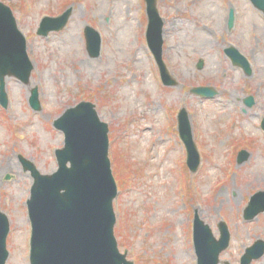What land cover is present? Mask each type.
Instances as JSON below:
<instances>
[{"label": "rangeland", "instance_id": "374dc122", "mask_svg": "<svg viewBox=\"0 0 264 264\" xmlns=\"http://www.w3.org/2000/svg\"><path fill=\"white\" fill-rule=\"evenodd\" d=\"M0 2L12 9L35 65L28 85L7 77L9 105L0 104V160L18 164V169L0 177V211L9 218L11 228L7 264H30L27 201L34 180L19 156L32 161L43 174L56 171L55 150L64 146L65 139L54 122L82 101L95 104L100 119L109 125V156L118 186L115 236L129 260L197 264L195 215L210 225L216 238L220 237L218 223H227L231 242L221 254V264H239L247 247L264 240V213L251 221L244 219L250 197L264 190L263 12L249 0H157L165 24L163 36L172 24L175 28L173 35L163 37V60L176 80V85L168 86L147 44L145 0ZM204 2H209L210 13L201 8ZM69 8L72 15L63 30L48 37L38 35L43 17L59 16ZM231 10L235 13L232 29L228 27ZM202 25L215 29L213 44L202 42L204 36L197 33ZM87 26L102 37L99 57L87 51ZM140 46L145 49L138 57L142 60H132ZM230 46L249 61L251 75L225 55ZM81 59L88 64L83 67ZM199 59L204 60L201 70L197 69ZM199 86L212 87L218 95L208 98L192 93ZM34 88L40 93V111L29 103ZM232 95L234 103L228 106ZM248 96L255 100L252 107L245 104ZM138 99L144 103L142 108ZM157 103L159 112L154 111ZM182 108L188 113L201 156L195 173L187 166V151L178 133L177 115ZM147 127L154 130L152 139L145 138L148 144L160 138L166 144V157H174L173 168L165 169V191L154 184V176L147 175L151 168L143 156L149 147L143 143L139 150ZM242 150L250 156L238 163ZM161 171L159 165L158 174ZM252 264H264V256Z\"/></svg>", "mask_w": 264, "mask_h": 264}, {"label": "water", "instance_id": "95a60500", "mask_svg": "<svg viewBox=\"0 0 264 264\" xmlns=\"http://www.w3.org/2000/svg\"><path fill=\"white\" fill-rule=\"evenodd\" d=\"M149 25L148 45L159 66L166 85H176L175 79L163 60L164 20L160 16L157 0H145ZM264 12V0H251ZM72 14L66 10L58 17H45L38 34L48 36L63 30ZM234 12L231 11L229 26L233 27ZM87 50L91 57L101 52L100 34L88 26L85 29ZM235 65L251 73L250 65L239 51L226 49ZM198 69L204 61L199 60ZM34 69L27 54V41L20 31L12 9L0 2V102L8 106L6 78L15 77L24 84L30 83ZM193 93L202 97H215L218 92L211 87H196ZM31 107L41 110L39 92L32 89L29 99ZM248 107L255 103L252 96L245 100ZM179 135L187 149V164L192 172L200 166L201 157L193 138L191 123L185 109L179 113ZM54 126L65 135L64 147L56 150L58 169L51 174H42L36 165L20 156L25 171L34 179L31 196L27 201L31 221L30 263L31 264H135L128 260L127 251L122 253L115 236L117 217L114 199L118 194L109 158V126L101 121L95 105L82 101L67 109ZM264 127V123H263ZM249 152H239L238 162L243 163ZM7 180L11 176L6 177ZM264 213V191H258L244 210V219L251 221ZM220 237L216 238L210 225L195 215L193 241L197 264H221V253L230 245L231 233L224 221L218 224ZM10 221L0 211V264H7L9 250L7 238ZM264 256V240L258 239L247 247L240 264H252ZM223 264H230L224 262Z\"/></svg>", "mask_w": 264, "mask_h": 264}, {"label": "bare ground", "instance_id": "6f19581e", "mask_svg": "<svg viewBox=\"0 0 264 264\" xmlns=\"http://www.w3.org/2000/svg\"><path fill=\"white\" fill-rule=\"evenodd\" d=\"M209 4V2H204L202 5H201V8L202 7H206L207 11H209V8L207 7V5ZM210 13V11H209ZM176 27L178 26V24L176 22H174ZM165 36L169 37V34L170 35H173L175 33V28H174V25L172 24V27H170L169 29H167L165 31ZM197 33L200 34V35H203L204 37L202 38V42H204L205 44H213V37L216 33L215 29L214 28H211L207 25H202L201 27H198L197 28ZM72 39L73 41L75 42V37L72 36ZM134 43V42H133ZM131 44V43H129ZM77 46H78V43H77ZM144 47L143 46H140L138 47V50L136 51V53H134V55L132 56V60H135L137 59L138 60V57L141 53L144 52ZM76 52H78V50L76 49ZM136 60V61H137ZM142 60V58H139V62ZM219 60H217V64H218ZM215 63V61L212 62V66L213 64ZM86 64H88V61H86L85 59H81V65L84 67ZM80 71V70H79ZM81 72V71H80ZM154 82V81H153ZM153 82L150 80L148 82V87L151 88V90L153 89ZM136 103L138 104V107L139 108H142L143 106V101H141L140 99L136 100ZM234 103V96L232 95L231 98L229 100H227L226 104L228 106H231L233 105ZM157 106L154 107V111H157L159 112V106L160 104L157 103L156 104ZM148 112V110H146ZM144 110H142V112H140V114H143ZM154 135V130L153 128L151 127H147L145 128V131H144V134L143 136L141 137V140H142V143L139 144V150L141 151L142 148H143V143H145V145L147 147H149L150 151L147 152L145 154V157L146 158V161L148 162L149 164V168H151V170L149 171V173L147 174L148 177H151V176H154V184L162 191L164 190L165 191V188H166V183H167V180H168V177L166 175V171L165 169L166 168H173V155L169 156V157H166V152H165V149H166V144L165 142L161 141L160 138H157L155 139L154 141L151 140V142L148 144V142L146 141L145 138H149V139H152ZM138 150V151H139ZM147 157H149V159H147ZM4 163V164H3ZM161 165L163 167V171H161L160 174H158L157 172V167ZM14 169H18V164L13 162L12 159H7L5 158V161L3 162V160H0V177L3 176L4 174H6L7 172H11L12 170ZM161 178V179H160ZM259 178L257 177L255 179V181H258ZM170 201V200H168ZM181 221H179L180 223Z\"/></svg>", "mask_w": 264, "mask_h": 264}]
</instances>
